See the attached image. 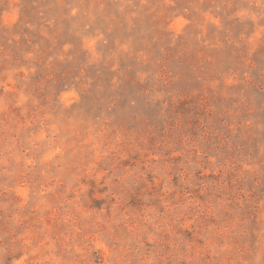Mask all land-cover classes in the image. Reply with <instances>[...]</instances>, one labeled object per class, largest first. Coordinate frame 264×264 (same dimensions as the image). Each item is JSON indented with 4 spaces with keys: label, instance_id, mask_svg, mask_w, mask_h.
Instances as JSON below:
<instances>
[{
    "label": "rangeland",
    "instance_id": "1",
    "mask_svg": "<svg viewBox=\"0 0 264 264\" xmlns=\"http://www.w3.org/2000/svg\"><path fill=\"white\" fill-rule=\"evenodd\" d=\"M0 264H264V0H0Z\"/></svg>",
    "mask_w": 264,
    "mask_h": 264
}]
</instances>
